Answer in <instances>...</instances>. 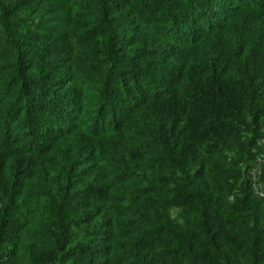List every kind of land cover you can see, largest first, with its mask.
Here are the masks:
<instances>
[{
    "label": "trees",
    "instance_id": "trees-1",
    "mask_svg": "<svg viewBox=\"0 0 264 264\" xmlns=\"http://www.w3.org/2000/svg\"><path fill=\"white\" fill-rule=\"evenodd\" d=\"M264 0H0V264H264Z\"/></svg>",
    "mask_w": 264,
    "mask_h": 264
},
{
    "label": "rangeland",
    "instance_id": "rangeland-1",
    "mask_svg": "<svg viewBox=\"0 0 264 264\" xmlns=\"http://www.w3.org/2000/svg\"><path fill=\"white\" fill-rule=\"evenodd\" d=\"M250 177L252 181L251 190L253 194L263 191L259 178L264 177V137L258 140V146L255 148V161L250 168Z\"/></svg>",
    "mask_w": 264,
    "mask_h": 264
}]
</instances>
